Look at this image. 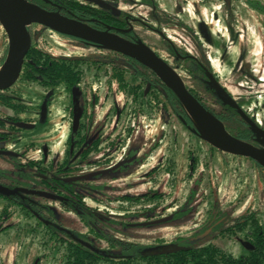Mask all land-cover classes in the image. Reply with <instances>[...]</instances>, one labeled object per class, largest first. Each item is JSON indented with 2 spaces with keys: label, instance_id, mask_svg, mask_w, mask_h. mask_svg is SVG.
<instances>
[{
  "label": "rangeland",
  "instance_id": "374dc122",
  "mask_svg": "<svg viewBox=\"0 0 264 264\" xmlns=\"http://www.w3.org/2000/svg\"><path fill=\"white\" fill-rule=\"evenodd\" d=\"M255 1L264 4V0H232L231 6L226 7L224 0H120L119 7L157 27L172 45L200 60L245 114L264 130V12L251 5ZM31 31L40 34L35 40L36 45L51 56L87 59L108 56L104 51L81 47L40 26H32ZM146 41L157 45H153L154 49L169 63L172 62L158 39L148 36ZM6 48L7 37L0 27V61L7 52ZM177 72L186 86L197 87L200 94L207 93L205 101L211 109L220 110L210 88L203 83L195 85L180 69ZM110 74L106 66L85 65L83 68V98L89 100L90 95H95L94 120L99 124L104 122L103 126L106 124L104 132L110 137H126L129 131L131 135L127 137L125 150L128 148L131 152L138 148L139 156L147 155L155 144L159 143V146L142 166L128 167L125 174L115 177L116 181L107 182L105 192L110 199L125 194L156 193L160 198L128 204L126 210L134 213L154 208L155 215L161 218L175 212L173 219L164 223L126 228V240L144 247L154 238L167 243L180 237L189 239L192 247L213 244L235 258L246 255L243 241L247 231L235 234L212 231L209 234V231L202 233V230L221 214H225L226 222L249 210L256 212L259 223L264 227V186L255 164L246 158L221 153L204 142L184 126L161 96L156 99L136 96L134 100L127 90L117 87ZM125 80L130 85L137 83L127 75ZM36 88L35 84L21 77L8 94L26 102ZM59 88L68 106V89L64 85ZM45 93L46 106L50 101L57 102L48 107L46 114L51 124L17 130L10 134L14 135L12 139L18 136L26 142L48 139L53 147H57V142L68 134L69 116L65 115L68 110L58 106L62 102L60 95L54 89ZM10 114L6 107L0 105V120L4 121ZM35 114H39L38 111L32 113L34 118H23L27 123H36ZM63 115L65 127L54 128L60 125ZM86 120L83 119L84 122ZM7 146L13 148V144ZM125 150L116 158L121 157ZM189 155L195 158L194 173L189 170ZM31 158H37L35 150L23 161L26 163ZM10 163L9 158H0L1 168H9ZM157 166V173L147 175ZM89 169L92 167L84 170ZM3 206L0 199V211ZM52 207L56 210L55 205ZM14 220L17 233L13 234L11 230L0 236V264H62V249L55 237L50 238L39 231L33 233L30 230L32 221L24 219L18 207ZM133 264L157 263L137 260Z\"/></svg>",
  "mask_w": 264,
  "mask_h": 264
},
{
  "label": "flooded vegetation",
  "instance_id": "af4514ba",
  "mask_svg": "<svg viewBox=\"0 0 264 264\" xmlns=\"http://www.w3.org/2000/svg\"><path fill=\"white\" fill-rule=\"evenodd\" d=\"M26 1L37 5L48 13H58L62 17L85 23L96 31L107 32L133 44L142 43L176 72L182 63H193L199 67L198 75L200 76L201 82L205 84L204 81H206L208 86L205 85L208 88H213L208 82V73L210 72L205 69L200 60L172 45L157 27L121 9L119 7L120 0H97L102 4L93 0ZM231 1L224 0L225 6L230 7ZM32 26H40L56 36L76 43L81 47L104 51L108 53V56L89 59L75 56H51L47 51L36 45L35 40H37L40 34L32 33ZM184 27L187 28L186 26ZM27 31L30 37V48L31 46L39 48L49 54L51 58L55 59L80 60V62L74 64V67L76 70L81 71V78L76 85L70 86L65 82H60L52 87L42 86L37 81L25 79L20 73L19 78L13 86L22 77L37 87L28 99L26 97L23 98L26 99V102L22 101L20 97L18 98L15 95L8 94L13 86L5 91H0V96L5 97L11 106H5L2 103L0 105L6 107L12 113L4 121L0 120L1 127H3L2 132H0V152H11L14 154L12 156H5L0 153V158H9L11 162L10 167L7 169L0 167V185L15 190L14 195L8 196V198H12L11 200L8 201V198L7 200L0 198L4 203L2 210L7 207L8 211L6 215L0 217V236L11 230H13V234L17 233L18 230L15 227L14 216L15 209L18 207L23 212L24 219L32 221L30 230L33 233L39 231L43 232L44 235H48L50 238L55 237V240L58 241L62 249L60 256L62 264H67L68 258L71 255L78 257L82 252L92 259L91 264H133L137 260L148 263L150 260H144L142 258L148 259V257L156 258L169 255L172 253L171 250L179 247L174 245H176L175 241L177 239H181L180 237L171 239L167 243L163 242L162 239L154 238L149 245L144 247L137 246L134 242H128L126 240V228L128 227H144L153 225L150 223L157 220L168 218V221H170L173 219L175 212L171 216L161 218L155 215V212L152 210L154 208H147L134 213L126 210L128 204L151 201V199L160 198L159 194L151 192L136 195L125 194L110 199L105 192L107 182L111 183L116 181L115 177L125 174L128 167L136 165L138 168L142 166L148 156L159 146V143H157L156 147L149 149L147 155L142 154L139 156L138 148H133L131 152L128 148L125 150L127 137L131 135L130 132L128 131L126 137H110L108 134H105L104 129L106 128V124L103 126L104 122L99 124L98 121L94 120L95 95H90L91 98L89 100L84 99V91L81 87L83 68L85 65H94L96 68L101 65L109 68L111 72L110 78H114L117 87L127 90V93L133 95L134 100H136V96H150L154 99L161 96L159 92L162 88L159 82H162L150 69L131 57L103 49L80 39L59 34L39 24H31L27 27ZM143 36L147 37L146 40H148V36H153L158 39L167 55L172 58V62L169 63L162 57L154 49V44L147 42ZM119 74L122 75V81L117 76ZM126 75L132 80H136V85L128 84L125 80ZM212 76L218 82V79L214 75ZM61 85H64L68 89V106L63 96L60 95L59 87ZM186 88L188 91L192 89L188 86ZM48 89H54L55 93L60 95L62 102L58 106H61L63 110H68L67 113L64 111L65 115L68 114L69 116L68 134L62 141L57 142V147H53V143H49L48 139L44 142H39L38 140H28L26 142L24 138L19 136L12 139L14 135L10 136V134L17 130L27 127L34 128L46 123H48L47 125L51 124L46 114L49 111L48 107L54 106V103L57 104V102L55 100L50 101L48 102V106H46L45 92ZM73 91L76 93V98L79 102L77 110L81 112L78 127L75 132L72 131L75 106ZM214 91L216 92L215 89ZM221 102L223 103L222 100ZM37 111L39 114H35V118L37 119L36 123H27L24 120L23 117L25 116L34 118L32 113ZM65 115L61 117L60 125L54 128L58 126L65 127V121L63 120ZM84 118H87L85 122L83 121ZM184 126L196 135L195 130H191L186 124ZM7 144H13V148H9ZM32 150H35L37 158H31L25 163L23 161L24 158ZM123 150H125L124 154L116 158ZM114 160H116L115 163H112ZM127 164H130V166ZM172 165L173 163L169 166V172ZM116 166L118 168L113 169ZM87 167H92V169L84 170ZM158 169L159 166L153 168L147 175H154ZM97 172L103 173L92 177L93 179L89 178L76 182H66V180L75 177ZM22 175H24L25 179L20 177ZM18 189L48 193L56 198L38 194L20 193L17 191ZM129 197L141 198L137 200L127 199ZM39 198L44 200H40ZM48 200L51 201L48 202ZM53 205H55L56 210L52 207ZM214 224H217L216 221L206 226L208 228L205 227L206 231H209V234L213 230L210 226ZM191 243L190 241L189 244ZM152 262L157 263L153 260Z\"/></svg>",
  "mask_w": 264,
  "mask_h": 264
},
{
  "label": "water",
  "instance_id": "95a60500",
  "mask_svg": "<svg viewBox=\"0 0 264 264\" xmlns=\"http://www.w3.org/2000/svg\"><path fill=\"white\" fill-rule=\"evenodd\" d=\"M99 4L101 2L93 0ZM31 24H39L49 28L59 34L80 39L131 57L143 66L150 69L157 78L169 89L178 99L187 116L194 125L195 133L204 142L221 153L247 158L264 169V130L249 118L235 100L225 91V89L208 73V82L216 90L218 97L224 104L234 109L238 116L249 126L251 132L257 137L263 147H257L232 136L225 128L224 124L209 112L186 88L185 83L178 73L156 56L147 46L142 43L133 44L118 36L107 32H99L87 24L71 20L60 16L58 13H48L35 4L26 0H0V27L7 37V55L4 63L0 67V91L11 88L20 76L24 58L30 49V37L27 27ZM74 116L73 128L75 132L78 127L80 110L76 93L73 91ZM185 124V123H184ZM5 156L14 155L11 152H0ZM118 168V166L113 169ZM103 172L92 173L80 177L66 180L67 183L86 180ZM20 193L38 194L50 198L55 196L26 189H18ZM15 190L8 189L0 185V195L12 196ZM168 221L167 219L157 220L150 224L156 225ZM147 225V224H142ZM184 247H175L172 252L185 250Z\"/></svg>",
  "mask_w": 264,
  "mask_h": 264
},
{
  "label": "trees",
  "instance_id": "16d2710c",
  "mask_svg": "<svg viewBox=\"0 0 264 264\" xmlns=\"http://www.w3.org/2000/svg\"><path fill=\"white\" fill-rule=\"evenodd\" d=\"M251 5L255 9L264 12V4L261 5L259 1H255ZM6 55L7 52L5 51V54L0 61V67L5 61ZM78 62H80V60L51 58L49 54L45 53L43 50L31 46L24 58L21 74L25 79H28L30 81H37L42 86L54 87L60 82H65L72 86L76 85L81 78V71L76 70L74 67V64ZM179 69L187 74V76L195 85H197L196 83H202L200 76L198 75L199 67L197 65L190 62H184L180 65ZM117 76L119 77V80L122 81V75L119 74ZM204 83L208 86L206 81H204ZM159 84L162 88L159 94L166 100L167 104L173 110L175 116L182 123H185L191 130H195L193 123L187 116L176 96L170 90L166 89L162 83L159 82ZM209 88L212 91L211 95L213 100H215L220 105L219 111H214L206 104V92L200 94L197 90V87L189 89V92L209 112L214 114L216 118L224 124L226 130L232 136L254 146L263 147L257 137L251 132L249 126L238 117L237 112L234 109L228 107L226 104L222 103L221 100L217 97L214 89L211 87ZM0 103L5 106L10 105L7 99L2 96H0ZM1 125L2 124H0V127ZM2 128L3 127H1L0 129ZM156 146L157 144H155L153 148ZM188 158L189 160H191L189 161V170L190 172L194 173L196 169L195 158H193L192 155H189ZM254 164L262 178L264 186V169L258 164ZM20 177L25 179L24 175ZM0 198L7 200L8 196L0 195ZM140 198L141 197H129L127 199L137 200ZM11 199L12 198H8V201ZM7 212V207H5L0 212V217L6 215ZM225 218V214H221L216 220L217 224L210 226L213 228L212 231H217L218 234H235L236 232L243 233L247 231L244 234L243 241V244L247 250L246 255L235 258L213 244L192 247L191 244H189V239L185 241V239L181 238L182 240L177 239L175 241L176 245L174 246L185 247L187 249L172 252L167 256L164 255L156 258L148 257V259H142L150 260V263H153V260L157 262V264H264V227L259 223L256 212L249 210L243 215L231 220L229 219L226 222L224 221ZM206 228H204L202 232L206 231ZM91 263L92 259L84 252L80 253L78 257L71 255L67 261V264Z\"/></svg>",
  "mask_w": 264,
  "mask_h": 264
}]
</instances>
